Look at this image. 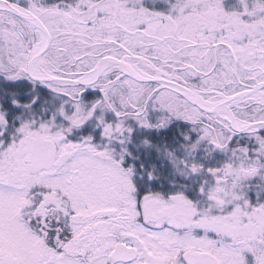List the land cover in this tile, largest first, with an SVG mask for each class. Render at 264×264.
Returning <instances> with one entry per match:
<instances>
[{"label": "snow or ice", "instance_id": "1", "mask_svg": "<svg viewBox=\"0 0 264 264\" xmlns=\"http://www.w3.org/2000/svg\"><path fill=\"white\" fill-rule=\"evenodd\" d=\"M0 264H264V0H0Z\"/></svg>", "mask_w": 264, "mask_h": 264}]
</instances>
